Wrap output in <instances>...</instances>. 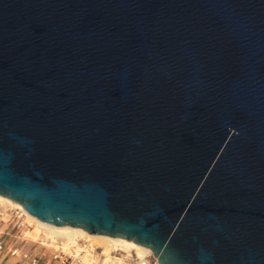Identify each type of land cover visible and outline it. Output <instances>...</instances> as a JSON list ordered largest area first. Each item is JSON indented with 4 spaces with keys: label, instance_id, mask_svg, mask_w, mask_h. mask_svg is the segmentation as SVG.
<instances>
[{
    "label": "water",
    "instance_id": "water-1",
    "mask_svg": "<svg viewBox=\"0 0 264 264\" xmlns=\"http://www.w3.org/2000/svg\"><path fill=\"white\" fill-rule=\"evenodd\" d=\"M0 194L158 264H264V0H0Z\"/></svg>",
    "mask_w": 264,
    "mask_h": 264
},
{
    "label": "bare ground",
    "instance_id": "bare-ground-1",
    "mask_svg": "<svg viewBox=\"0 0 264 264\" xmlns=\"http://www.w3.org/2000/svg\"><path fill=\"white\" fill-rule=\"evenodd\" d=\"M0 202L16 207L22 217L23 215L27 217L28 221L25 222L23 218L21 221L23 225L27 223L30 227L23 231L24 235L30 238L34 235L35 240L43 237L52 247L62 246L68 251H76L80 253L83 264H129L127 257L142 256L150 250L148 246L122 236L92 233L81 226L58 225L43 221L29 214L19 202L2 194H0ZM80 239L87 244L80 242ZM45 242L44 245L49 247L50 245ZM96 248L101 251H96Z\"/></svg>",
    "mask_w": 264,
    "mask_h": 264
},
{
    "label": "built area",
    "instance_id": "built-area-1",
    "mask_svg": "<svg viewBox=\"0 0 264 264\" xmlns=\"http://www.w3.org/2000/svg\"><path fill=\"white\" fill-rule=\"evenodd\" d=\"M22 218L17 210L15 213H4L0 209V264H7L9 257L16 258L12 264H83L80 253L68 251L62 246L51 247L48 253L24 247L26 238L20 229L23 226ZM79 241L83 242L82 239ZM38 244L43 248L47 247L42 239L38 240ZM96 251L100 249L96 248ZM127 260L129 264H158V258L151 249L142 256L127 257Z\"/></svg>",
    "mask_w": 264,
    "mask_h": 264
},
{
    "label": "rangeland",
    "instance_id": "rangeland-1",
    "mask_svg": "<svg viewBox=\"0 0 264 264\" xmlns=\"http://www.w3.org/2000/svg\"><path fill=\"white\" fill-rule=\"evenodd\" d=\"M7 204V203H6ZM2 204L1 202H0V209L1 210H3L4 211V213H6V212H9V213H15V211L17 210L18 212H20L19 211V209H17L16 207H14V206H12V205H9V204ZM23 215V214H22ZM23 219L25 220V222L26 221H28V219H27V217L25 216V215H23ZM30 227L28 226V224L26 223V224H24L23 226H21L20 227V229H21V231L23 232L24 230H28ZM25 233H23V235H24ZM28 235V234H27ZM25 236V238H26V242L24 243V247H26V248H30V249H34V251H37V250H44L46 253H48L51 249V245L48 243V241L46 240V239H44L43 237H41L40 239H42V241H46L45 243H47L48 244V246L49 247H45V248H43V247H41V245L40 244H38V240H35V239H33L34 238V235H33V238H30V237H27L26 235H24ZM87 244V243H86ZM85 244V245H86ZM101 251V250H100ZM114 254H117V253H114ZM8 257V256H7ZM7 259V258H6ZM16 260V258H14V257H9L8 259H7V264H12L14 261ZM20 263V262H19ZM19 263H17V264H19ZM22 264H23V262H21Z\"/></svg>",
    "mask_w": 264,
    "mask_h": 264
}]
</instances>
